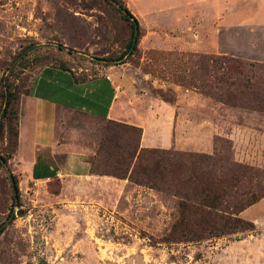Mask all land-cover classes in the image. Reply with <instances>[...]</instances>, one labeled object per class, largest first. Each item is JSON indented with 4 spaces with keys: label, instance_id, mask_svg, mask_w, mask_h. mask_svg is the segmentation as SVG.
Instances as JSON below:
<instances>
[{
    "label": "rangeland",
    "instance_id": "obj_1",
    "mask_svg": "<svg viewBox=\"0 0 264 264\" xmlns=\"http://www.w3.org/2000/svg\"><path fill=\"white\" fill-rule=\"evenodd\" d=\"M118 1L0 0V225L9 221L0 235V264H264V199L242 214L254 231L166 243L178 217L176 197L111 176L94 175L110 178L104 184H27L12 163L6 96L16 93L21 110L34 77L52 66L73 69L82 80L111 70L134 96L124 98L130 107L164 106L141 110L151 126L166 127L154 133L161 144L174 143L163 150L220 154L264 169V112L206 95L209 89L227 94L238 81L253 84L264 102V27L223 26L220 52L209 53L197 45L204 39L201 0ZM230 1L222 0L223 17ZM120 4L139 23L134 53L127 50L132 26ZM108 125L66 115L59 135L86 152L91 166ZM123 139L131 148L140 137L130 129ZM12 176L20 207L13 203Z\"/></svg>",
    "mask_w": 264,
    "mask_h": 264
},
{
    "label": "trees",
    "instance_id": "obj_2",
    "mask_svg": "<svg viewBox=\"0 0 264 264\" xmlns=\"http://www.w3.org/2000/svg\"><path fill=\"white\" fill-rule=\"evenodd\" d=\"M120 5L124 18L132 26L127 50L134 53L138 46L134 40L139 23L127 7ZM232 69L242 73L239 65L233 64ZM230 86L233 90L229 88L227 94L209 89L206 95L234 107L264 112V102L257 101L251 89L255 87L253 84L237 81ZM6 97L4 118L8 121L9 136L16 153L21 110L16 93L9 90ZM103 121L110 125L106 127V137L91 164V175L129 180L176 197L178 217L165 238L166 243L202 242L255 230V223L244 219L242 214L264 199V169L220 154L143 148L141 128ZM130 129L140 137L139 143L131 148L123 139V134ZM11 184L13 203L20 207L21 192L15 176L11 177Z\"/></svg>",
    "mask_w": 264,
    "mask_h": 264
},
{
    "label": "crops",
    "instance_id": "obj_3",
    "mask_svg": "<svg viewBox=\"0 0 264 264\" xmlns=\"http://www.w3.org/2000/svg\"><path fill=\"white\" fill-rule=\"evenodd\" d=\"M200 4L198 17L203 11L200 28L204 39L199 38V51L220 52L223 26L264 27V0H232L224 17L222 0H201ZM120 82L111 70L82 80L73 69L52 66L45 67L34 77L29 95L22 99L19 140L12 159L27 184L61 179L63 183L75 186L78 182L104 184L110 179L91 175L88 154L74 150L71 143L61 140L59 122L62 116L81 114L98 120L127 123L143 130V148L169 149L174 146L172 141L161 144V139L154 133H161L166 127L162 130L151 126L154 124L151 118L141 112L166 108L159 106L158 102H153L151 108L130 107L124 98L134 96L120 87ZM58 157L62 163L58 162Z\"/></svg>",
    "mask_w": 264,
    "mask_h": 264
},
{
    "label": "water",
    "instance_id": "obj_4",
    "mask_svg": "<svg viewBox=\"0 0 264 264\" xmlns=\"http://www.w3.org/2000/svg\"><path fill=\"white\" fill-rule=\"evenodd\" d=\"M137 36H138V28H136V31H135V40H134V43H136V40H137ZM9 224V221L6 222L1 228H0V232Z\"/></svg>",
    "mask_w": 264,
    "mask_h": 264
}]
</instances>
